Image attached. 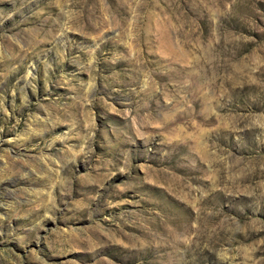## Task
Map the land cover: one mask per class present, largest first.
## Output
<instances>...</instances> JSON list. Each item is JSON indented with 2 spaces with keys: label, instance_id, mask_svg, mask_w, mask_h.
<instances>
[{
  "label": "rangeland",
  "instance_id": "1",
  "mask_svg": "<svg viewBox=\"0 0 264 264\" xmlns=\"http://www.w3.org/2000/svg\"><path fill=\"white\" fill-rule=\"evenodd\" d=\"M0 264H264V0H0Z\"/></svg>",
  "mask_w": 264,
  "mask_h": 264
}]
</instances>
